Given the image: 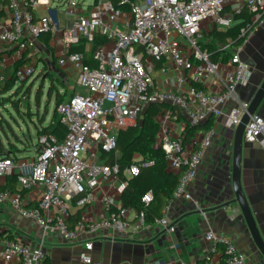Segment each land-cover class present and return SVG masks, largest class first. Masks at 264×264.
I'll return each mask as SVG.
<instances>
[{"label": "built area", "instance_id": "obj_1", "mask_svg": "<svg viewBox=\"0 0 264 264\" xmlns=\"http://www.w3.org/2000/svg\"><path fill=\"white\" fill-rule=\"evenodd\" d=\"M85 1L70 3L78 6ZM35 2L8 0L9 19L0 20V43L15 46L22 53L34 50L44 32L60 35L66 49L59 63L78 67L76 82L85 90L57 106L58 120L66 127L64 136L43 133L32 155L0 156V177L15 174L18 181V191L0 189V203L10 204L41 229L35 244L6 238L0 256L7 262L17 257L19 264H46L48 234L57 233L68 243L87 235L78 264H102L91 253L93 237L109 227L125 232L131 211L139 220L138 226L144 223V211L125 207L121 194L129 179L154 161H145L135 153L134 161L121 172L118 163L101 162L100 152L114 151L119 131L134 123L151 103L166 102L176 111L164 108L157 113L160 129L156 145L165 151L168 169L180 175L173 198H192L188 185L197 176L213 131L203 132L193 140L192 146L198 147L189 149L183 131L171 135L170 122L183 112L190 124L204 123L210 116L222 115L223 106L233 100L225 126L236 129L250 103L241 98L239 87L248 85L253 76L241 51L253 33L264 26V0H121L119 6L113 0H94L89 11L80 7L72 23L62 29L50 14L36 15ZM244 10L250 12L253 21V25L240 28L244 42L233 48L229 62L213 61L205 46L209 34L238 24L236 15ZM97 33L106 40L94 49L96 65L90 66L84 62L83 53L72 47L85 38V46L92 49ZM230 47L225 43L219 50ZM159 62L161 73L170 69L175 73L166 88L155 82ZM224 64L229 66L224 68ZM37 70L36 60L16 66L9 76L0 73V84L10 78L28 81ZM244 139L258 142L264 149V117L259 113L251 115ZM153 197L148 191L143 201L150 203ZM169 205L158 221L168 231H175L167 217ZM73 209L80 212V218L71 226ZM87 210H96L99 216L92 218ZM237 211L234 208V213ZM206 238L223 245L224 264H249L247 255L232 239L218 237L213 230ZM158 264L199 263L179 259Z\"/></svg>", "mask_w": 264, "mask_h": 264}, {"label": "crops", "instance_id": "obj_2", "mask_svg": "<svg viewBox=\"0 0 264 264\" xmlns=\"http://www.w3.org/2000/svg\"><path fill=\"white\" fill-rule=\"evenodd\" d=\"M24 1L19 0L20 4ZM35 1H37V3L35 2L36 15L50 14L58 27L62 29L72 23L76 17L77 9L82 7L85 12L89 11L94 0H90L91 2L86 0L84 4L78 6L71 5L70 0H58L57 5H53L54 0ZM8 19V9L6 5L0 3V20ZM256 38L260 41L255 43L254 39ZM263 39L264 26L253 33L246 43L245 49L241 51L242 58L253 69L250 83L239 87L238 91L240 96L248 101L253 98L259 84L256 75L258 70L253 60V57H256L253 47H260L258 44H261ZM65 49V44L60 35L53 37L51 33L39 37L36 48L28 52L20 53L17 47L0 43V73L9 76L17 65L36 60L38 69L40 67L41 72L42 69L50 70L58 77L59 90L63 94L68 89L64 84L70 82L68 80L70 76L74 77L72 76L74 74L72 69L75 68L70 62L63 65L59 63ZM87 50H91V48H87ZM257 56L260 57V55ZM222 66L227 68L229 64ZM174 76L175 73L172 69L167 73H161L159 69L154 71L155 82L163 88L170 85V79ZM59 80L64 84L61 85ZM208 81L210 82V80ZM77 88L78 90H69L68 95L85 90L78 84ZM233 104V100L229 101L223 106V114L217 117L214 116L216 120L211 129L213 131L212 143L205 150L204 159L198 168L197 176L188 185L192 198L177 197L170 202L167 217L171 225L176 227V230L168 231L159 223L158 219L154 223L144 221L142 225L138 226L139 220L135 213L131 211L128 219L130 223L125 232H116L109 227L104 228L93 237L94 245L91 253L95 259L100 260L102 264H158L179 259L192 260L199 264H224L223 245L221 243L215 244L206 238L207 232L213 230L218 237L232 239L239 249L247 255L249 264H264V256L252 239L238 203L231 202L229 205L227 204L235 197L231 176L235 130L225 126L229 108ZM174 110L176 111V109ZM257 113L264 117V100ZM52 116L53 114L48 123H44V121L38 123L32 118L36 123L33 122L37 132L36 139H33L31 135L26 138L20 137L19 134L22 131L19 130L22 127H18V131L15 129L17 133L13 132L17 137V142H7L6 149L9 150L8 148L14 143L21 149L15 154L16 156L32 155L40 135L37 126L39 125L40 128L48 126L52 122ZM189 125H192L190 120L182 112L177 119L170 122V133L172 136H176L183 131L182 138H185ZM202 134L203 131H199L193 140ZM193 140L184 142L189 149L198 147V145L196 147L192 146ZM222 159L227 161L225 165H223ZM26 168L29 169V167ZM10 183L14 184V188L9 186ZM242 184L264 238V149L258 142L244 141ZM0 189L18 191L17 176L12 174L0 177ZM29 205H32V203H29ZM234 208H238L236 213H234ZM6 211L12 213V219L8 225L4 224L0 229V252L4 249V240L8 238V235L13 237L12 239L32 244L37 243L41 232L39 225L33 219L13 215V212L9 209ZM77 211V209L72 210V217ZM87 211L92 218L99 216L96 210ZM87 237V235H81L77 242L68 243L57 233L48 234L45 243V263L78 264V255L84 248V241ZM19 263L20 260L17 257L7 262L0 256V264Z\"/></svg>", "mask_w": 264, "mask_h": 264}, {"label": "trees", "instance_id": "obj_3", "mask_svg": "<svg viewBox=\"0 0 264 264\" xmlns=\"http://www.w3.org/2000/svg\"><path fill=\"white\" fill-rule=\"evenodd\" d=\"M113 1L117 6H119L118 4L121 0ZM0 3L2 5H7L8 0H0ZM236 18L240 21L238 24L222 30L216 29L209 34L208 37L210 40L205 44V46H207L212 53L211 58L213 61L229 62L233 56V48L239 46L245 40V38L240 35L241 26L247 23L253 25L251 14L250 12H248V10H244L242 14L236 15ZM46 33L50 34V32H44L41 34V36ZM105 40L106 37L104 35L97 33L91 50H87L85 46V38H82L79 44L73 45L72 50L82 52L84 55V62L90 66H95L96 61L93 58L94 49L98 45L105 42ZM225 43L230 44L231 48L223 51L219 50L220 45ZM160 65L161 63L159 62L157 65V69L160 68ZM40 73L50 76L51 82L48 91V97H51L54 89V93L56 95L55 103H57L56 110L60 102L66 100L69 96H71V94H75L71 93L70 95H68L69 89H67L65 93L61 94L59 90L60 85L57 82L58 77L52 71ZM15 81L16 80L14 78L8 79L4 82L5 85L0 88V105L5 107L8 104L12 103L13 106H18V101H16V99L14 98V96L17 94V91L11 94L12 89L15 85ZM59 81L61 85L64 84L61 80ZM22 82H26V80ZM43 86L44 85L42 83L37 93L38 103L42 98ZM164 108H170L174 110V107L166 102L151 103L147 110L138 116L134 124L130 125L126 129H122L119 131L118 144L117 148L114 151L100 152L101 162H104L105 164L118 163L121 172L125 169L126 166L130 165L134 161L133 155L135 153H139L142 156V159L145 161H154L152 165L142 167L138 175L129 179L128 186L121 194L123 205L138 212L144 211L145 221L149 223H154L157 219L163 217V210L165 206L172 201L180 178V175L178 173L168 169L166 153L161 147L156 145L160 129V125L156 120V115ZM47 110L48 106H46L45 114L40 118V122L38 123L43 122L48 114ZM215 120L216 118L214 116H211L204 124L189 125L187 128L188 133L185 138H183L184 142L192 141L196 133H198L199 131L207 132L211 130L213 128ZM51 121H54V116H52ZM37 127L39 134L54 133L59 138L64 136L66 132V127L61 122H59V120L58 124H49L48 126L42 128H40V126L38 125ZM8 149L9 150H7L2 143H0V156L15 155L21 150L17 147V144L14 143H12L11 147H9ZM9 186L14 188L13 183H10ZM148 191H152L154 197L150 203H145L143 201V197ZM73 215L74 216L72 217L71 214L70 218L71 226L75 225V222L80 218V212L77 211ZM8 238L12 239L13 237H10V235H8Z\"/></svg>", "mask_w": 264, "mask_h": 264}, {"label": "rangeland", "instance_id": "obj_4", "mask_svg": "<svg viewBox=\"0 0 264 264\" xmlns=\"http://www.w3.org/2000/svg\"><path fill=\"white\" fill-rule=\"evenodd\" d=\"M88 1H90V0H88ZM57 2H58V0H54L53 5H57ZM258 41H260L258 38L254 39L255 43ZM258 45H260V47H258V48L253 47L255 49L254 54L256 56V57H253V60L255 62L257 70H258L256 75L258 77V82H259L258 85H260V83L262 82V80L264 78V39H263V42L261 44H258ZM257 55H260V57H258ZM74 67L75 68L72 69V71L74 72V74L72 76H74V77L70 76V78H68V80L70 82L65 83L66 88H68L69 90H72V89L78 90L76 81H77V77H78L77 74L79 73V70H78L77 66L74 65ZM39 69H41V68L39 67ZM38 70L36 71L34 76L31 79L30 78L27 79L28 81H26V82L15 81V85L12 89L11 94L14 93L15 91H17V94L14 96L16 101H18L17 107L13 106L12 103L8 104L5 107L0 105V139H1L0 141L5 147L7 146L6 144L9 141L17 142V137L14 134V132H16L15 129L17 130L18 127H22V128H20V130L18 129L19 131H22V132H20L21 134H19L20 137L26 138L27 136L31 135L33 137V139H36L37 138V132H36V128L34 126L35 122L32 120V118H34L35 121L40 122V118L43 117L45 114L46 106H48V110H47L48 115L43 120L44 123H48L50 121L51 115L53 114L54 121L50 122V124L51 125L58 124L59 115H58V112L56 110V104L57 103H55L56 95L54 93L55 92L54 89H53V93H52L51 97H48V91H49L50 82H51L50 76L46 75L47 76L46 77L42 73H40V72L38 73ZM42 70H43L42 72H45V73L47 71H50V70H46V69H42ZM68 72H70V71H68ZM42 83L44 85L42 87L43 94H42L41 101L38 103L37 93H38L39 88L41 87ZM4 85H5L4 83L0 84V88H2ZM242 99L245 100L244 98H242ZM23 120H25L26 122H24ZM134 123H132V124H134ZM27 124L29 125V132H28V125ZM132 124H130V125H132ZM128 127H126V128H128ZM11 135H13V136H11ZM222 162H223V165H225L227 163V161L225 159H222ZM7 206H10L11 208L7 207ZM8 209L13 212V215L16 214L18 217L19 216L22 217L10 204H8V203H4V204L2 203L1 204L0 203V229H2L4 224L8 225L11 222L10 220L12 219L11 218L12 213L9 211H6Z\"/></svg>", "mask_w": 264, "mask_h": 264}, {"label": "water", "instance_id": "obj_5", "mask_svg": "<svg viewBox=\"0 0 264 264\" xmlns=\"http://www.w3.org/2000/svg\"><path fill=\"white\" fill-rule=\"evenodd\" d=\"M264 100V78L258 85L253 98L250 100L249 106L243 114L239 125L236 127L233 138V158H232V185L235 197L231 202L238 203L247 226L249 228L252 239L260 252L264 256V238L259 228L258 222L253 214L248 198L245 194L242 184V157L244 147V132L252 114L257 113L259 107ZM204 124V123H201ZM200 125V124H199Z\"/></svg>", "mask_w": 264, "mask_h": 264}, {"label": "bare ground", "instance_id": "obj_6", "mask_svg": "<svg viewBox=\"0 0 264 264\" xmlns=\"http://www.w3.org/2000/svg\"><path fill=\"white\" fill-rule=\"evenodd\" d=\"M245 140V139H244Z\"/></svg>", "mask_w": 264, "mask_h": 264}]
</instances>
